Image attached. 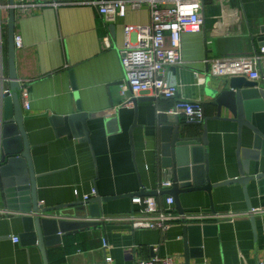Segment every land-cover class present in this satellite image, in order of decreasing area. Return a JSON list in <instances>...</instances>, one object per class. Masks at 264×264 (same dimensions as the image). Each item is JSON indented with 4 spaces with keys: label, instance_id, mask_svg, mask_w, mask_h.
Masks as SVG:
<instances>
[{
    "label": "crops",
    "instance_id": "obj_1",
    "mask_svg": "<svg viewBox=\"0 0 264 264\" xmlns=\"http://www.w3.org/2000/svg\"><path fill=\"white\" fill-rule=\"evenodd\" d=\"M74 0H16V3ZM9 0H0V85L9 88L7 21ZM205 25L197 32L182 35L184 66L167 70V80L179 86L178 99L204 105L205 122L191 125L180 116L185 129L202 135L208 126V165L212 184L238 179L241 174L237 158L239 125L224 110L218 109L210 93L221 91L227 80L211 76L205 61L250 57L264 46V0H222L205 2ZM150 8H128L125 19L106 23L98 10L90 5H52L32 7L23 12L16 8V36L23 47L16 51L19 81L26 83L30 110H25V130L30 141L36 173L40 205L54 208L76 205L64 210L67 217L82 220L88 213L80 203L85 196L97 192L90 200L114 198L102 205L104 217L126 216L133 211L130 195L141 191H158L162 181L172 179L165 170L164 146L171 134L164 128L175 121L167 112L175 106L171 99H155L142 94L136 107L115 108L120 103V85L125 78L120 51L124 47L126 26H149ZM166 38V46L170 47ZM71 72L77 91H74ZM202 77L204 84H198ZM264 81L260 82L262 84ZM78 103L87 113L107 116L88 121L90 142L68 137L72 129L64 128L59 136L52 118L77 113ZM161 112L162 114H159ZM264 121V113L255 115ZM109 119H113L109 123ZM251 131L243 129L242 147H251ZM198 166L206 161V151L198 155ZM197 166V167H198ZM205 176V169L200 173ZM264 174V158L251 162V175ZM231 184L215 188L211 197L206 192L181 194L185 213L204 212L222 215L229 211L241 214L234 222H210L206 235L193 234L188 259L182 226L168 232L133 229L126 223H102L100 227L63 236L48 248L49 264H135L138 259L173 258L176 264H261L264 262V216H257L253 226L249 204L264 208V179L247 187ZM14 190L12 205L30 201L29 184L6 186ZM166 195L156 200L164 202ZM213 205V206H212ZM213 208V210H212ZM215 211V212H214ZM84 213V214H83ZM27 214L10 209L0 199V264H44L36 246H23L24 218ZM214 223V224H213ZM67 226L66 231H74ZM19 238L20 242H14ZM103 239L110 247L105 249ZM60 242V243H59ZM112 261L108 262L107 259Z\"/></svg>",
    "mask_w": 264,
    "mask_h": 264
},
{
    "label": "water",
    "instance_id": "obj_2",
    "mask_svg": "<svg viewBox=\"0 0 264 264\" xmlns=\"http://www.w3.org/2000/svg\"><path fill=\"white\" fill-rule=\"evenodd\" d=\"M10 13L7 21V38H8V68H9V93L4 94L3 85H0V199H5V204L10 209H15L27 214L24 218L25 233L22 237L23 246H36L43 258L44 264H49L48 248L57 245L62 241L63 236H68L78 231L95 229L101 226L97 221L104 217L102 205L114 198L97 197L88 202L80 203L88 213H83L85 219L90 220H73L74 217H67L64 210L76 205H65L54 208H45L40 205L37 193L36 173L32 159V148L25 130V115L21 101V87L16 71V0H9ZM264 38L262 39V41ZM71 78L74 91H77L73 73ZM221 91L213 89L210 93L213 98V105L218 109L216 119H222L224 110H227L232 116L233 121L239 125V146L237 158L241 169L238 179L226 181L214 185L209 176L208 165V126H204L202 135H197L190 130H183L179 118L164 128V133L171 134V138L166 139L164 146L165 170L171 174L173 186L161 193L156 191H141L138 195L142 197H156L158 194L172 196L175 200L179 214L185 213L181 203L180 196L184 193L206 192L211 197L215 188L240 184L245 187V193L248 197L247 187L255 179H264V174L257 176L251 175V162L259 163L264 158V121L257 118L254 123L255 115L264 113V82L249 81L246 78H232L224 84ZM141 100L134 99L136 114L137 107ZM77 113L69 117L52 118L53 126L59 136L63 133L62 127L71 128L72 132H66L69 138L79 139L83 143L90 142V130L88 121L98 119V117L107 116L114 113V110L106 111L101 114L87 113L78 103ZM109 123L114 121L109 119ZM251 131V147H242L243 129ZM206 151V161L202 166H198V155ZM198 166V167H197ZM205 169V176L201 172ZM28 183L31 189V198L27 202H19L12 205L11 198L15 196L14 190L6 191V186ZM134 195H130L132 198ZM213 206V205H212ZM253 207L249 204L248 210L252 211ZM213 210V208H212ZM215 212V211H214ZM253 226H256V218L252 217ZM74 226V231H66L67 226ZM208 226L184 224L186 243V259L190 252V237L198 234L200 237L206 235ZM76 231V232H75ZM59 242V243H60Z\"/></svg>",
    "mask_w": 264,
    "mask_h": 264
},
{
    "label": "built area",
    "instance_id": "obj_3",
    "mask_svg": "<svg viewBox=\"0 0 264 264\" xmlns=\"http://www.w3.org/2000/svg\"><path fill=\"white\" fill-rule=\"evenodd\" d=\"M207 0H74L24 2L16 3L15 7L23 12L32 7L52 5H90L95 7L106 23H116L125 19L128 8L139 9L142 5L150 8L151 24L149 26H126L124 47L120 51L125 78L120 85V103L115 108H130L134 99L142 94H152L155 99H171L176 101L175 106L167 114L175 117H184L191 125H202L205 122L204 105L200 102L178 99L179 86L167 80V70L171 67L185 65L182 58V35L200 31L205 25L204 12ZM216 3L222 0H212ZM3 29L0 20V39H3ZM170 39V47L166 46V38ZM16 49L23 47L21 37H15ZM212 77L230 80L232 78H246L253 82L264 81V46L250 57L208 59L205 61ZM198 84H204V79L199 77ZM5 82V79H0ZM21 87V101L23 109L30 110L29 94L25 90L26 83L19 81ZM4 87V86H3ZM9 93V88L4 89V94ZM159 114H162L159 112ZM173 186L171 179L162 181L158 193ZM97 192L85 196L84 201H90ZM133 211L126 216L102 217L97 220L101 223H126L133 229L158 230L168 232L174 226L202 225L205 226L215 221L234 222L241 214L229 211L222 215L204 212H188L179 214L172 196L166 195L164 202L160 203L154 197L134 195L132 198ZM247 216H264V208H255ZM76 220V219H75ZM90 220V219H82ZM214 224V223H213ZM19 243V238H14ZM103 246L108 249L110 245L103 239ZM108 262L112 259L108 258ZM135 264H176L173 258H153L149 260L138 259ZM261 264H264L261 263Z\"/></svg>",
    "mask_w": 264,
    "mask_h": 264
}]
</instances>
